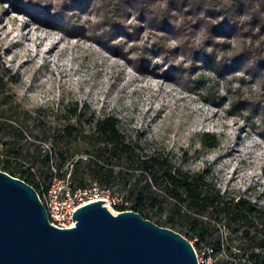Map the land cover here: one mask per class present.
Instances as JSON below:
<instances>
[{"label": "rangeland", "instance_id": "rangeland-1", "mask_svg": "<svg viewBox=\"0 0 264 264\" xmlns=\"http://www.w3.org/2000/svg\"><path fill=\"white\" fill-rule=\"evenodd\" d=\"M12 3L22 9H14ZM47 8L52 12L53 5L48 0H0V117L7 105L14 106L20 111L12 119L14 124L27 128L26 139L22 140L12 131L6 134L7 141L17 138V142L24 144L33 141L36 135L45 148L53 146V161L57 162L58 152L62 151L64 158L67 154L64 162L67 164L93 149L89 137L93 123L111 116L118 121L119 131L133 152L167 157L184 171L207 170L208 180L220 193L234 200L248 199L264 208V121L257 123L252 119L264 109L260 103H249L240 90H233L231 81L225 84L228 96L220 92L218 83L243 66L253 79L260 76L261 71L251 68L247 60L232 63L227 58L222 60L229 62V66L217 71L211 61L204 60L205 51L200 49L193 53L194 59L202 61L203 67L214 72L217 79L200 77L195 89L180 88L174 82L182 75L181 69L171 67L168 68L172 69L171 77L162 75L167 60L164 65L151 60L152 64L140 72L129 70L122 63L127 59L107 56L106 49L99 43L82 38L80 33H86V29L79 23L71 27L70 22L59 17L52 19L54 25L50 27L40 22L46 17ZM77 13L72 20L97 15L92 5ZM133 15L130 12L126 21L135 22ZM185 24L180 34L175 30L165 33L166 41L170 37L194 34L189 28L190 22ZM202 25L196 23L194 28ZM92 29L93 25L89 24L87 33ZM155 30L142 22L139 35L132 38L138 44L151 42L156 38ZM15 32L18 34L14 35ZM234 35L218 37L221 42L213 46L215 56L216 49L230 47L229 41ZM50 42L56 47L43 56V46ZM142 50L146 56L149 52L152 56L164 53L170 58L176 52L192 51L187 45L171 53L157 45ZM258 50L261 54L264 48ZM128 63L133 62L128 60ZM240 83L250 81L240 80ZM229 98L232 100L230 108L225 107ZM248 108L252 116L245 117L242 110ZM25 111L27 113H23ZM237 116L240 119H236ZM66 125L76 128L71 136L64 132ZM47 135L49 139L45 138ZM212 142L214 145L209 146ZM125 166L122 164L121 168ZM134 174L131 173L130 183ZM128 186L118 181L110 187L115 194H125ZM114 211L117 210L114 208ZM220 231H223L224 248L236 234L232 227L221 226ZM195 249L204 250L203 247ZM231 252L238 253V250L223 249L215 253L214 258L231 264Z\"/></svg>", "mask_w": 264, "mask_h": 264}, {"label": "trees", "instance_id": "trees-1", "mask_svg": "<svg viewBox=\"0 0 264 264\" xmlns=\"http://www.w3.org/2000/svg\"><path fill=\"white\" fill-rule=\"evenodd\" d=\"M218 2L219 0H213V5L206 8L203 2L195 4L190 0H168L167 11L160 16L158 8L156 12L150 10V5L157 4V0H67L55 14L49 11L48 6L47 10L45 9V16L48 18L44 17L43 21L36 16L35 18L50 27L54 25L52 22L55 18L59 17L70 22L71 27H76V24L72 23L73 15L92 5L97 16L103 20V24L93 25L90 33L86 34L82 31L81 36L88 40L95 39V42L109 49L114 55L128 60L127 54L122 50L123 39L117 40V38L126 37L139 48H152L156 45L158 48H165L163 46L166 41L165 33L175 30L180 34L187 26L184 24L176 27L169 22L176 19L171 15L173 11L185 16L190 15L194 19L201 12L206 17L215 18L221 14L213 10ZM12 7L22 9L15 3H12ZM185 8H188L187 12ZM243 10V5L237 9L238 12ZM130 12L136 14L135 22L126 21V16ZM68 13L71 15L68 16ZM78 20L79 17L76 21ZM142 22H147L156 29L154 33L156 38L151 42L138 44L132 37L139 35ZM197 23L205 25L206 20L198 19ZM207 27L213 38L237 34L239 31L237 25L227 18L215 25L209 23ZM220 42L219 39L215 41L209 39L207 44L214 46ZM260 48H264V43H261ZM143 52L144 56L137 61L138 64L136 63L135 69L138 72L146 70L148 65L152 64L146 52ZM203 55L204 60L211 61L217 71L229 66V62L224 60L215 62L214 51L211 54L204 52ZM260 56L258 49L255 53L245 51L232 60V63L247 60L251 68L264 71V61L256 63ZM250 58L251 62H249ZM170 71L172 69L164 70L162 75L171 77ZM19 114L20 111H17L16 107L7 105L3 116L0 117V170L24 180L40 196L49 186L53 175L52 167L59 175L63 173L62 168L68 169L76 186H83L89 178L106 186L120 181L123 185H129L126 193L122 194L129 201V209L160 226L181 233L188 240H193L195 248L208 247L215 255L223 249L230 251L234 247L238 253L231 252L230 255L233 256L231 264H264V208L258 207L248 199L240 197L234 200L233 197L220 193L219 189L208 180L207 170L184 171L174 166L167 157L133 152L130 143L126 142L119 131L118 121L111 116L97 119L93 123V131L89 135L93 145L92 150H86V155L77 156L67 164H64L67 154L64 158L62 151H59L57 163L53 161V146L45 148L38 142L36 135L33 141L24 144L17 142V138L12 142L5 139L6 134L12 131L22 140L26 139V126L14 124L12 120ZM74 131L76 128L71 125L64 127L67 136H71ZM45 138L49 139L50 136L47 135ZM213 145L214 142L209 144V146ZM122 164L126 165L123 169ZM131 173L135 174L130 183ZM215 223H219V226ZM221 226L232 227V232L236 234L234 238H230V242H227L224 248H222Z\"/></svg>", "mask_w": 264, "mask_h": 264}, {"label": "water", "instance_id": "water-1", "mask_svg": "<svg viewBox=\"0 0 264 264\" xmlns=\"http://www.w3.org/2000/svg\"><path fill=\"white\" fill-rule=\"evenodd\" d=\"M105 202L78 207L75 225L59 228L31 185L0 170V264H199L181 233Z\"/></svg>", "mask_w": 264, "mask_h": 264}, {"label": "clouds", "instance_id": "clouds-1", "mask_svg": "<svg viewBox=\"0 0 264 264\" xmlns=\"http://www.w3.org/2000/svg\"><path fill=\"white\" fill-rule=\"evenodd\" d=\"M49 3L53 5L52 12L55 14L60 10L61 6L65 3V0H48ZM191 3L199 4L204 3L205 7L213 5V0H190ZM243 5L244 10L237 11V9ZM168 0H157V4L150 5V10L154 12L159 9L158 14L163 15L167 11ZM214 11L220 12L221 14L215 18L206 17L203 12L199 13L198 16L194 19L192 16H185L173 11L172 16H175V20H170V23H173L176 27H181L187 21H190V36H178L170 37L164 43V47L167 52H175L176 49L181 48L183 45H187L191 52H176L174 57H169L164 53H161L159 56H152L149 52L147 58L152 60L154 63H159L164 65L167 60V66L164 68L167 71L168 68L175 67L181 69L182 75L180 78L174 82L180 88H192L195 89V82L198 78L204 77L208 80L217 79L215 73L210 69H205L203 67L202 61H197L194 59L193 53L203 49L207 54H211L214 51L212 44H207L209 39L218 40L219 38L211 37L209 28L207 25L209 23L215 25L222 23L226 18L237 25L238 32L236 35L230 38V47L228 49H216V58L217 60H222L227 58L229 62L235 58L244 54L245 51L250 53H255L257 49L260 48L261 43H264V0H219L213 8ZM188 11V8H185V12ZM133 15L132 19H135ZM198 19H205L206 24L200 26L198 29L194 28V25L197 23ZM255 21V23H254ZM73 24L79 23L80 26L85 27L86 34L88 32V25H97L103 24V20L98 17L96 14L84 15L79 21L72 20ZM100 31V30H99ZM102 32V31H101ZM245 33H251V35H245ZM255 37V39H253ZM123 39V48L122 50L127 54L128 60L133 63L129 64L128 60H122L129 70H134L137 67L136 62L144 56L142 48L137 47V44L130 42L127 38H117V40ZM95 41V39H93ZM133 48H137L136 51H132ZM259 61H264V51L261 52V56L256 60V63ZM251 62V58L250 61ZM195 68L196 71H192ZM240 80H247L250 83L241 84ZM226 81H231V87L233 90H240L245 99L249 103H260L262 109H264V71H261L260 76L253 79V77L248 74L247 67L243 66L240 70L235 73H230L226 80L218 81L220 86V92L228 96V89L225 87ZM200 92H204V89H200ZM254 97V98H253ZM232 105V100L229 98L226 100L225 107L230 108ZM243 116L247 117L252 116V110L250 108L242 110ZM236 119H240L239 116ZM253 121L259 123L264 121V112L252 117Z\"/></svg>", "mask_w": 264, "mask_h": 264}, {"label": "built area", "instance_id": "built-area-1", "mask_svg": "<svg viewBox=\"0 0 264 264\" xmlns=\"http://www.w3.org/2000/svg\"><path fill=\"white\" fill-rule=\"evenodd\" d=\"M52 169L53 175L49 186L40 196L51 224L59 228L73 227L75 220L70 218L73 212L84 204L98 200H106L103 204L108 209L115 208L116 212L129 209V201L126 197L115 194L110 186L102 185L92 178H89L83 186H76L68 169L62 168L61 175L54 167ZM190 242L193 244L192 240ZM195 252L199 264H223L214 258L212 250L208 247H204L201 252L195 249Z\"/></svg>", "mask_w": 264, "mask_h": 264}, {"label": "bare ground", "instance_id": "bare-ground-1", "mask_svg": "<svg viewBox=\"0 0 264 264\" xmlns=\"http://www.w3.org/2000/svg\"><path fill=\"white\" fill-rule=\"evenodd\" d=\"M18 33L15 32L14 35H17ZM82 38H84L83 36H81ZM85 39V38H84ZM85 40H88V39H85ZM90 40H93V39H90ZM102 46V45H101ZM43 53L42 55L45 56V53H49V52H53L54 50V47H56V44L54 42H50V43H47L43 46ZM103 47V46H102ZM104 48V47H103ZM105 52H106V55L107 56H110V57H115L114 53H112L109 49L105 48ZM45 52V53H44ZM110 210L115 213L116 211H114L113 209L110 208Z\"/></svg>", "mask_w": 264, "mask_h": 264}]
</instances>
